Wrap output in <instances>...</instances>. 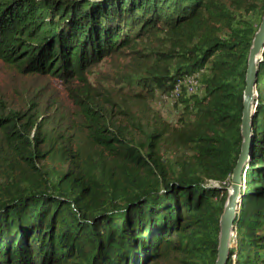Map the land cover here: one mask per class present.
Listing matches in <instances>:
<instances>
[{"label":"trees","instance_id":"16d2710c","mask_svg":"<svg viewBox=\"0 0 264 264\" xmlns=\"http://www.w3.org/2000/svg\"><path fill=\"white\" fill-rule=\"evenodd\" d=\"M263 14L0 0V264H216ZM158 97L177 122L141 127ZM252 134L227 264H264V56Z\"/></svg>","mask_w":264,"mask_h":264},{"label":"water","instance_id":"95a60500","mask_svg":"<svg viewBox=\"0 0 264 264\" xmlns=\"http://www.w3.org/2000/svg\"><path fill=\"white\" fill-rule=\"evenodd\" d=\"M264 56V14L254 35L248 56L246 86L243 94V111L241 120V151L231 176L228 196L220 217L218 257L216 264H227L234 233V224L242 203L241 192L244 187L245 167L252 153V122L257 97L258 71Z\"/></svg>","mask_w":264,"mask_h":264},{"label":"rangeland","instance_id":"374dc122","mask_svg":"<svg viewBox=\"0 0 264 264\" xmlns=\"http://www.w3.org/2000/svg\"><path fill=\"white\" fill-rule=\"evenodd\" d=\"M96 73L94 74V77L96 78V75L103 76L106 72L109 74L111 70V66L108 62L101 63L96 68ZM5 74L1 75L0 72V85L2 86V83L4 81ZM178 115L175 112V109L173 108V105L167 103L162 98L158 97L152 104H150V113L148 116H146L143 119H140V126L146 127V129L152 127L156 121H165L166 123L175 124L177 122ZM139 134H141L139 131H137ZM212 184V183H211ZM213 185L218 186V184L213 183ZM236 235V233H233V237ZM233 246V243H231V247Z\"/></svg>","mask_w":264,"mask_h":264},{"label":"built area","instance_id":"2783aa9c","mask_svg":"<svg viewBox=\"0 0 264 264\" xmlns=\"http://www.w3.org/2000/svg\"><path fill=\"white\" fill-rule=\"evenodd\" d=\"M212 184H213V183H212ZM212 184H211V185H212ZM233 261H234V263H233V264H235V255L233 256Z\"/></svg>","mask_w":264,"mask_h":264}]
</instances>
